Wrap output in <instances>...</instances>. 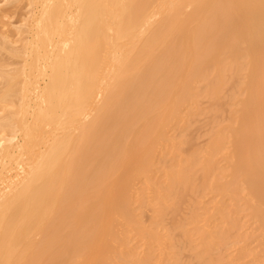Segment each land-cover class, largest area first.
<instances>
[{
  "label": "bare ground",
  "instance_id": "bare-ground-1",
  "mask_svg": "<svg viewBox=\"0 0 264 264\" xmlns=\"http://www.w3.org/2000/svg\"><path fill=\"white\" fill-rule=\"evenodd\" d=\"M167 216L196 264H264V0H0V264H186Z\"/></svg>",
  "mask_w": 264,
  "mask_h": 264
},
{
  "label": "rangeland",
  "instance_id": "rangeland-1",
  "mask_svg": "<svg viewBox=\"0 0 264 264\" xmlns=\"http://www.w3.org/2000/svg\"><path fill=\"white\" fill-rule=\"evenodd\" d=\"M18 65V64H17ZM199 102V110L192 115H190L189 122L186 126V133L190 136V143H186L185 147H201L205 144L208 133L211 129V123L209 122L208 116V107L209 101L204 97L200 96L198 99ZM226 113L224 112L221 115V118H225ZM176 134L180 133L178 130H175ZM198 177H200L198 175ZM185 195L178 200L172 201V204L177 205L179 212V219L182 220L185 217L189 216L194 210V205H196V209L199 215L202 213V208H197L198 202L200 199H203L205 202H209L211 200L210 193L206 191V189H202L197 187L194 190L188 189L185 191ZM146 211L142 212V219L146 222ZM199 219L201 217L198 216ZM170 219L167 216L166 221L164 222V226L158 227L161 231H166L168 233L169 239L173 242V249L177 252L180 261L185 262L186 264H196L195 260L190 257V252L186 247H182V242L179 240L180 234L179 229L177 227L173 228L169 225ZM231 235L229 239H233L236 236V229H231ZM240 230V228H238ZM135 245L137 249H141L144 244L141 240H135Z\"/></svg>",
  "mask_w": 264,
  "mask_h": 264
}]
</instances>
